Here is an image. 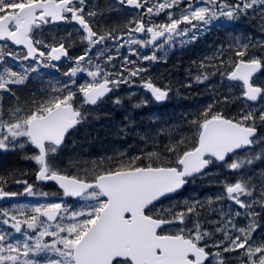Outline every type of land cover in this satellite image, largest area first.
Returning a JSON list of instances; mask_svg holds the SVG:
<instances>
[{"label":"snow or ice","instance_id":"6c2138e0","mask_svg":"<svg viewBox=\"0 0 264 264\" xmlns=\"http://www.w3.org/2000/svg\"><path fill=\"white\" fill-rule=\"evenodd\" d=\"M117 6L143 10L137 12V18L132 21L135 27H129L128 38L124 41L133 55L138 53L131 45L159 48L163 44L174 43L177 36L187 37L181 43L191 42L208 31L213 26L212 21L220 17L237 20L241 16H255L256 13L264 17V0H117ZM86 8L88 0H0V41L5 42L0 45V101L4 93L14 92L11 85L24 84L40 66L55 67L52 61L73 59L63 38L58 43L54 40L50 45L40 39L34 40V29H41L50 23L74 22L83 30L81 41L87 46L84 54L75 58V64L64 73L69 80L64 82L63 87L50 85L53 92L50 98L38 103L34 101V108L28 112H22L17 107L7 119L0 112V150H23L26 145H31L36 152L26 154L24 158L38 165L37 181H53L63 190L64 196L90 202L72 212L61 202H43L31 208L34 214L30 216L23 204L12 205L11 212L0 209V225H8L24 237L23 241L13 240L12 232L0 228V264H42L36 259L41 253H54L59 257L49 259L47 264H206L210 260H214L215 264H226L228 257L223 253L232 252L238 253L240 264H264V238L260 241L253 238V232L260 226L255 219L260 213L255 209L259 206L264 211V171L258 183L253 182L252 176L244 179L241 173L242 178L236 183L225 184L226 198L238 208H229L227 213L210 208V211L220 212L219 221L208 222L217 225L215 231L221 233L223 239H213V233L202 230L199 217L204 205L199 200L191 203L184 201L183 207L177 203L166 209L157 208L158 202L162 204L163 199H173V194L178 193L190 179L194 182L198 176L208 175L205 170L210 165L239 172L256 160H264V152L241 156L243 150L251 153L253 145L264 143V136L258 135V127H264V106L245 103L238 116L228 119L218 109L214 111L215 105L209 103L200 113L203 119L191 121L197 125L196 143L182 148L185 141L180 138L171 140L166 146V151L174 156V161L170 160L168 164L142 166L135 163L140 157H135L98 174L93 170L91 178L87 173L81 176L60 169L56 155L64 144L66 134L91 112L90 109L74 106L77 93L72 85L76 84L74 78L77 73L86 72L91 78L79 86L83 104L86 105L102 102L120 84L131 83L132 77H141V86L157 102L165 100L170 91V87L160 88L150 78L142 77L145 68L122 66L119 73H111L101 67L99 54L93 61L89 53L95 45H105L109 39L118 42L123 37L114 36L111 32L102 35L94 31L86 17H94L97 13L93 9L86 12ZM161 14L166 19L159 22L153 20ZM261 23L264 24V19ZM182 24L190 27L181 28ZM74 30L80 32L79 29ZM136 33L145 35L138 38L134 35ZM159 37L166 38L157 44ZM8 41L13 45H23L27 49L26 54L13 52L8 47ZM124 44H119L117 51ZM232 47L229 45V48ZM252 47H259L264 52V40L251 45L241 44L237 39L234 54L238 59H229L228 68L223 67V59L219 65L202 61L199 67L204 70L214 68L222 79L241 82L230 83L227 87L232 89L242 85L241 95L237 97L242 102L259 101L264 105V86H254L250 82L253 75L264 68V56H257L251 51ZM102 52L103 48L100 54ZM6 55L14 61H34V64L18 65L23 70L16 71L8 65ZM216 55H223V46ZM246 56L248 59H245ZM113 59L108 56L104 63L109 64ZM124 59L126 64L134 63L127 57ZM142 59L154 61L158 57L153 54ZM125 71L127 76L123 74ZM214 74L203 71L196 75L195 81L204 83L209 75ZM230 99L224 97L223 102L227 103ZM221 102L216 100L215 103ZM113 103L121 105L123 101L117 96ZM147 103L148 99L144 97L133 107ZM120 132L127 134L125 128H121ZM156 155L155 152L150 153V156ZM16 183L25 184L24 191L28 195L37 194L34 186L26 180H17ZM16 195L18 193L0 188V200ZM242 196L246 199H241ZM224 198L221 195L216 199ZM208 203L212 204L211 198ZM193 216L196 219L194 227L190 228L188 221ZM41 217L45 219L41 220ZM237 217L247 218L248 225L238 226ZM22 225H26L28 231H22ZM173 225L180 227L172 231L170 226ZM46 236L53 238L51 243L44 241ZM209 248L214 251H207Z\"/></svg>","mask_w":264,"mask_h":264},{"label":"trees","instance_id":"16d2710c","mask_svg":"<svg viewBox=\"0 0 264 264\" xmlns=\"http://www.w3.org/2000/svg\"><path fill=\"white\" fill-rule=\"evenodd\" d=\"M244 33L249 39L250 35ZM250 34L256 39L255 45L258 41L264 40V37L258 34L254 35L252 32ZM189 49L186 48L178 54L175 52L173 60H168L163 64V72L145 77L157 84L169 82L171 93L178 98L176 104L172 103L170 107L167 105L144 106L139 110L130 111L124 107L120 111H110L96 118L111 122L104 125L92 124L90 119L84 121L76 131L69 135L56 155V163L60 169L64 172L79 173L81 176L87 173L88 178H91L93 170L98 174L101 170H108L109 167L115 168L120 162L127 163L135 157H140L135 163L142 166L168 164L170 160L174 161V156L166 151V146L173 139L183 138L185 144L181 147H191L198 135L197 125L192 124L191 121L202 120L200 113L209 103L215 105L214 111L218 109L220 114L226 118L232 119L238 116L242 109V102L239 105L236 99H232V96H225L231 98L227 103L223 102L224 96L221 97L220 104L215 103L217 100L215 97L201 98L198 96V88L201 84L196 83V75L203 71L213 73L215 69L211 67L206 70L200 69V63L202 61L206 63L201 51L189 53ZM224 52L225 57L206 59L207 62H212L206 64L219 65L220 60L223 59V66L229 67V59L233 61L238 59L233 49L230 53L227 50ZM262 54L264 55V52ZM165 70H170V73ZM40 92L41 88L38 85L31 82L26 83L21 90L15 91L16 100L14 102H5L1 107L3 116L15 105L21 106L25 112L32 110L34 101L38 103L44 99L41 96L35 98L31 93ZM121 128L126 129V135L120 132ZM152 152L157 155L150 156ZM24 157L25 155L21 156L18 151L0 153V188L6 189L17 180L34 182L35 165ZM253 168L257 167L253 166ZM207 186H210L209 183ZM213 188H216L215 185ZM14 204H23L29 216L34 214L31 208L38 206L36 201L22 196L18 199L0 202V209H8L11 212ZM164 204L165 202L161 204V207ZM0 228L14 234L5 225H0ZM12 239L15 240L14 235Z\"/></svg>","mask_w":264,"mask_h":264},{"label":"rangeland","instance_id":"374dc122","mask_svg":"<svg viewBox=\"0 0 264 264\" xmlns=\"http://www.w3.org/2000/svg\"><path fill=\"white\" fill-rule=\"evenodd\" d=\"M183 6V5H182ZM173 11H176V9H173ZM251 11V10H249ZM161 19H166V17L161 14V17H160V20ZM264 19V17L262 18L260 13H256L255 16H248V17H244V16H241L240 19H237V20H228L226 17H220L219 19H216V20H213L212 21V25H217V23H221L222 25L224 26H221V25H217L216 27H225V26H230L232 24H235L237 26V29L241 28V31L244 30V28H246L247 30H250L251 28V24H253L254 22H259L261 23V20ZM159 20V21H160ZM158 21V22H159ZM193 23H196L195 21H193ZM239 24V25H238ZM184 27H190V26H186V25H181V28H184ZM260 27H263V25H260ZM220 28V29H221ZM45 30V27L43 26L41 29H34L33 31V39H37V37L39 36V33L41 31L44 32ZM136 35V34H134ZM167 35V34H166ZM122 34L118 37H121ZM137 36V35H136ZM138 37V36H137ZM128 38V35L124 36V39L118 41L119 44H124V41ZM139 38V37H138ZM166 38V37H165ZM187 37H183V36H177L175 37V42L174 43H167V44H163L162 47H159V48H154V47H144V51H148L150 54H158L159 52H161L164 48H167V47H172V46H175V49L176 48H181L182 46H184L186 43H181L180 41L182 40H186ZM188 43V42H187ZM138 47H140L139 45H131V48L136 52V53H140L141 51H138ZM117 49V48H116ZM118 51H121L122 53L119 55L120 56V60L122 61H125V57L128 58H135V55L131 54L130 51H129V45L127 44H124V47H119V50ZM117 51V52H118ZM119 56H117L119 58ZM124 57V58H123ZM85 62H82V64H85ZM34 64V63H32ZM67 64V63H66ZM111 66L113 67L114 66V63H113V60L111 61ZM110 66V67H111ZM101 67H104V66H101ZM43 71V73L40 75V76H44L46 79L50 78L52 79V77L54 79H52L51 83L53 84V86H58V87H63V84L64 82L68 81L69 80V77L68 76H58L56 74V70L54 69H50V67H43V66H40L38 68V73L39 71ZM147 71V69H146ZM149 72H163L164 69H162V67H159L157 70L153 69L152 68V65L151 67L148 69ZM36 73V72H35ZM37 74V73H36ZM42 76V77H43ZM220 80H212L210 81V84H208V86H205V89H202L203 91H208V89H213V85L217 86L218 83L220 85H225L227 87V85H229V83H227L225 81V84L223 83L224 80L222 79V77H219ZM59 79V80H58ZM76 80V84L75 85H72L73 89L78 92L79 91V84H80V81H81V84L85 83V82H89L91 80L90 77L87 76L86 72H79L77 73V76L74 78ZM259 79V82H264V74L261 75L260 77H258L256 80L258 81ZM58 80V82H57ZM229 88V87H227ZM200 89V87L198 88ZM199 93L201 94V91H199ZM32 96H34L35 98H39V93H31ZM112 96H114L115 98L117 97L114 93H112ZM76 100H78V98L76 97L75 98ZM113 100L114 99H110V101L113 103ZM171 102L170 98L167 97L166 101H165V104L166 103H169ZM133 105L134 104H137L139 103L138 100H136V102H131ZM99 110H91L90 114H87L85 119L86 121H88V119L92 120V119H96L98 118V113H96V111H102L101 108H97ZM263 128V133L261 136H264V127ZM261 152H264V143H260V144H256L254 145V149L253 151H251V153L249 152H245L243 154H241V156H245V155H255L256 153H261ZM235 158V157H234ZM233 158V159H234ZM231 163V161H230ZM253 166H256L257 168L254 169L252 168ZM259 170L257 171L256 174H252V173H249L248 171H251V172H255L256 170ZM264 171V160H256L254 162L253 165H246L244 167V169L240 170L239 172H234V171H230L227 167H220L219 169H215V172L214 170L209 174V176L205 175L201 178H199V181H203L205 180L207 177H217V176H220L221 175L223 176V179L225 182L221 181V184H224L222 188H220L219 191L215 192V194H211L209 193V191H202V192H199L198 190H193L195 188V186H191L192 187V191L189 192L190 195H186L184 197H182L181 199H178V198H174V199H171L167 202H165L164 206L163 207H159V208H168L170 205H176L177 203H179L182 207H183V202L184 201H189L190 203L192 201H196V200H199L203 203L204 207L200 209V217H199V220H200V224H201V227H202V230H205V231H209L211 233H213V239H223V236L221 235V233H218L215 231V228L217 227V225L215 223H209L208 221H219L221 219V216H220V212L219 211H210V208H216V209H222L225 213L228 212V209L229 208H238L237 205H234L232 203V201L228 200L226 197H227V193H226V190H225V184H234L237 182V180H240L242 177H241V173L243 174V178L244 179H247V177L249 176H252L254 178L253 182H259L261 176V172ZM196 185L200 186L201 183H195ZM223 195L225 198L224 199H220V200H217L216 198L218 196H221ZM61 196V195H60ZM209 198H211L212 200V204L209 205L208 201H209ZM241 199H246V197H241ZM90 203L89 201H86V200H78L77 204L75 205H72L71 207H67L68 208V211L69 212H72L73 210H80V208L86 204ZM73 209V210H72ZM241 211V210H240ZM255 211L257 213H260V216H262V218L264 219V212L260 209L259 206L256 207ZM238 218V217H237ZM82 219V218H81ZM196 219L195 216L192 217L191 220L188 221V227L191 228V226L194 227L193 225V221ZM256 219V218H255ZM261 219L262 221L259 223V227H257L256 231L253 232V238L256 240V241H260L261 238H264V220ZM257 220V219H256ZM204 222V223H202ZM8 226V225H6ZM178 227H174V228H170L172 231H175L177 230ZM39 229H37L38 231ZM50 230H54V229H50ZM14 233H15V230L13 229ZM22 231H28L27 230V226L26 225H22ZM31 235H35V233H30ZM16 235V238L15 240H20V241H23L24 240V237L21 235V234H18V233H15ZM52 237L50 236H46L44 238V241L47 242V243H51L52 241ZM29 243H31V241H29ZM211 249V248H209ZM212 251H214L213 249H211ZM244 250H239V252H243ZM55 255V254H54ZM57 257V256H56ZM57 259H59V257H57ZM215 263V261H213V264Z\"/></svg>","mask_w":264,"mask_h":264},{"label":"flooded vegetation","instance_id":"af4514ba","mask_svg":"<svg viewBox=\"0 0 264 264\" xmlns=\"http://www.w3.org/2000/svg\"><path fill=\"white\" fill-rule=\"evenodd\" d=\"M88 9H93L97 13L94 17H86V19L90 21V26L96 32L106 30L107 29L106 22H109L111 24L114 21V19H117V18H122V20L127 21L129 15H133L137 17V12L143 11V10L129 9L128 7H123V6H117V0H88V8H86V12L88 11ZM50 24H47V25L50 26L52 29L61 31L62 33L63 32H73L81 37V34L83 32V30L80 27L75 26L73 22L72 23L64 22L63 26H61L62 28L55 27V26L54 28L53 25L51 24L52 25L51 26ZM74 29H79L80 32L78 33ZM142 35H145V34H142ZM109 45H110V42L108 40L105 42V45H99L98 47L97 45H95L92 48L93 61L97 60V56L99 54V62H104L110 53ZM101 48H103L102 54H100ZM122 84H123V87H121L120 89L118 87V89L112 93H114L116 96L123 97V96H126V94H128L130 89L141 90V85H142L141 83L138 84L137 82H131L130 85H128V83H122ZM102 102H100L97 106H101L102 110L109 109L106 105L101 104ZM95 108H93L92 110H94ZM213 261L214 260H210V263H212Z\"/></svg>","mask_w":264,"mask_h":264},{"label":"water","instance_id":"95a60500","mask_svg":"<svg viewBox=\"0 0 264 264\" xmlns=\"http://www.w3.org/2000/svg\"><path fill=\"white\" fill-rule=\"evenodd\" d=\"M57 23H60V22H57ZM17 46V45H16ZM18 47H20V48H24V46L23 45H19ZM26 51H27V49L26 48H24ZM261 70H259L258 72H256L254 75H257L259 72H260ZM253 75V76H254ZM239 83H241V82H239ZM145 92H147L146 90H145ZM147 93H149L150 95H151V93L150 92H147ZM152 96V95H151ZM160 102V101H159ZM251 102V101H250ZM252 103H254V102H252ZM90 106H92V105H90ZM72 130V129H71ZM67 135V134H66ZM38 182H43V181H38ZM48 182H50V183H54V184H56L55 182H53V181H48ZM57 185V184H56ZM59 187V186H58ZM183 189V188H182ZM181 189V190H182ZM61 191H63L62 189H60ZM181 190L178 192V193H180L181 192ZM178 193H175V194H178ZM175 194H173V195H175ZM68 198H71V199H75V198H78V197H68ZM53 223V222H52Z\"/></svg>","mask_w":264,"mask_h":264},{"label":"bare ground","instance_id":"6f19581e","mask_svg":"<svg viewBox=\"0 0 264 264\" xmlns=\"http://www.w3.org/2000/svg\"><path fill=\"white\" fill-rule=\"evenodd\" d=\"M172 71V70H171ZM177 71V70H176ZM167 77V76H166Z\"/></svg>","mask_w":264,"mask_h":264}]
</instances>
